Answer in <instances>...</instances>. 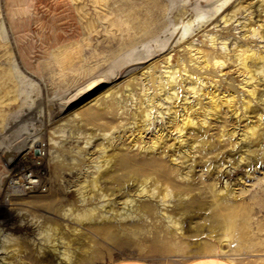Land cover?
Here are the masks:
<instances>
[{
	"label": "rangeland",
	"instance_id": "obj_1",
	"mask_svg": "<svg viewBox=\"0 0 264 264\" xmlns=\"http://www.w3.org/2000/svg\"><path fill=\"white\" fill-rule=\"evenodd\" d=\"M237 5L241 6L236 14L223 23L221 15L229 17ZM248 20L264 27L262 0H0V258L4 254L9 260L10 243L17 242L27 248L21 253V264H82L80 258L61 256L58 236L56 250L50 247L34 252L33 244L42 240L38 226L55 222L62 231L67 224L78 229L65 234L66 240L76 238L72 245L87 243L96 249L95 258L83 264H109L121 259L184 264L209 255L232 264H262L264 97L260 94L264 86L258 87L260 99L252 102L258 110L244 118L224 108L226 116L225 111L215 114L205 128H186L182 144L171 127L181 119L184 106H195L194 119H198L210 105L209 95L200 97L189 91L187 87L194 82L204 91L232 93L237 104L241 102L242 80L234 63L226 60L227 68L224 65L223 69L216 64L200 67V53L195 50L199 48L210 57L226 52L231 59L234 47L240 45L263 51V38L248 30ZM118 56L121 60L104 73V67ZM172 76L177 77L175 82ZM86 80H91L92 86L84 85ZM70 88L73 90L59 102L35 113L46 99ZM255 112L263 117L259 141L241 140L235 133L221 136L222 129L229 131L235 125L239 133L246 121L255 119ZM237 113L243 114L240 109ZM224 116L226 125L222 126ZM29 118L32 122L26 132L9 143ZM159 133L163 135L160 144L151 150L139 148ZM195 136L211 138V143L191 149L194 152L190 150L187 164L176 161V166L171 157L167 158L170 155H164L162 146L169 154H177L198 143ZM248 149H255V153L248 155ZM119 152L134 157L162 155L166 166L178 167L182 174L187 166L194 165L187 179L172 175L174 183L195 187L179 198L184 213L173 209L172 201L177 198L170 197L169 202L152 198L155 210L150 217H129L109 235L82 219L78 212L95 205L97 199L90 198L92 190L87 189L83 193L87 201L81 203L77 184L91 176L98 160L103 164L101 170L106 168L105 175L122 173L112 159L109 168L104 164ZM28 175L38 179L36 186L26 188ZM104 178L99 181L102 186ZM15 179L19 180L17 185L13 184ZM212 183L217 189L229 185L237 196L232 201L239 205V211L227 221L212 215V192L208 189ZM120 184V197L127 194L136 203L147 199L135 195L133 181L123 177ZM67 208L78 216H64ZM171 212L180 221L177 228L165 215Z\"/></svg>",
	"mask_w": 264,
	"mask_h": 264
},
{
	"label": "bare ground",
	"instance_id": "obj_2",
	"mask_svg": "<svg viewBox=\"0 0 264 264\" xmlns=\"http://www.w3.org/2000/svg\"><path fill=\"white\" fill-rule=\"evenodd\" d=\"M262 1L264 4V0H262ZM240 6L241 5H237L235 7V9L232 10V14L229 17H226V14L221 15L222 22L228 23L231 20V18L236 14L235 12L240 8ZM243 7H245V10L247 9L246 5H243L242 8ZM248 21H249L247 24V26L249 27L248 30H250V32L253 35H257L259 38H263V48H264V27H263V25L258 24L255 26V25H253V23L250 20H248ZM247 26H244V27L247 29ZM213 39H215V38L211 37L212 41H213ZM224 45L225 44L223 43V46ZM236 46H237V44H236ZM195 51L197 53H200V56L198 55L199 59H197V63H199L198 66L200 65V67L202 65V67L207 68L208 66H210V64H214V65L216 64V65L222 66L221 69H223V68H225L224 65L226 66V63H225L226 60H230V62L234 63L235 71L241 75L242 81H241L240 86L243 90V94H242V96L240 95L242 97L241 102H239V104H237V97H235V95H233L232 93H229V94L224 93V94L219 95L218 93H214L212 90L204 91V88L203 89L201 88L200 83L194 84L195 83L194 82L193 85L192 84L189 85L187 88L189 89V91L191 93H194L198 96H200V95L203 96L204 93L206 95H209L210 105L207 106L206 110H204L202 114H200L201 115V118L199 116L200 119L199 118L194 119V113H195L194 107L195 106L189 104L188 106L183 107V112H182V114H180L181 119L179 121H176L175 123H173V125L171 126L172 129H174L177 132L176 138H177V140H179V142H181V144H182V140H183L182 136L184 135V131L186 130V128L191 127V126H199L201 128H205L204 125L208 124V119L211 118L212 116H214L215 114L220 113V112L223 114V112L225 111L224 115L226 116L227 112L224 108H226L227 111L229 109L230 112H232L235 116H238L239 118L240 117L244 118V116L247 113H249L251 111H255L256 109H255V106L252 105V102L254 100L256 101L257 98H259L258 97V93H259L258 87L260 85L264 86V49H263V51L262 50H255L252 47H250V45H244V46L240 45L238 47H234L232 59H231V56L227 57L226 52L225 53L221 52V53L217 54V56L210 57L207 53L203 52V50H201L199 48H197ZM120 60H121L120 56L112 59V61H110L104 67L105 68L104 73H106L110 68H112V66L115 63H118ZM226 68H227V66H226ZM185 70H186V68H185ZM174 72H175V70H174ZM186 73H187V71H186ZM176 75H177V73H176ZM174 78H177V77L172 76L171 81H174ZM90 81L91 80H86V82H84V85H88L89 87L92 86V84H90ZM198 81H200V80H198ZM204 82H205V80H204ZM170 83L171 82L169 81L168 85ZM209 83H210V81H209ZM160 84H161V81H160ZM160 84H159V86H160ZM203 85H205V84L203 83ZM160 88H161V86H160ZM72 90H73V88H70L62 94H56V95L51 96L50 98L46 99V101L43 102L42 106L35 113L36 114L40 113L46 106H50L54 103L59 102L63 97H65L67 94H69ZM173 94L171 93V95H173ZM174 95L177 96L176 94H174ZM260 95H263V97H264V92H262ZM171 99H172V97H171ZM184 100H186V99H184ZM149 101H151V100H147L148 103H149ZM172 101H174V100L172 99ZM262 103H264V98L262 100ZM197 104H195V105H197ZM148 106L149 105H147V107ZM149 107H151V106H149ZM149 107H148V110H150ZM239 109L241 110V112H243L242 115H241V113H237V110H239ZM177 111H178L177 109L174 110V112H177ZM145 112H146L145 115L148 116L149 113H147V110ZM145 115H143V116H145ZM255 115L256 116H254L255 117L254 120H252V119L250 120L247 117L249 120L246 121L242 125V127H240L239 133H238V129H236L237 127L235 125L234 127L230 128V129L227 128V129H229V131H227V130L223 131L224 129H222L221 136L231 137L235 133V134L239 135L240 139L242 138V139H244L246 141L248 140L250 142L259 141V139L261 138V135H262V132L260 130L262 129L261 125H263V122H262L263 117L258 112H255ZM160 116L163 117L162 114H160ZM225 116H224V120L222 121V123L220 122L222 124V126L226 125V120H225L226 117ZM247 116H249V115H247ZM31 122H32L31 118L27 119L26 122H24L22 124V126L19 127L12 134L9 143L15 141L17 138L22 136L26 132V128L28 127L29 124H31ZM142 129L143 128H141V130L138 131L139 135L141 134ZM219 135H220V133H219ZM140 137L141 136H139V138ZM195 138H196L198 143H195L190 148H188L186 150L184 149L183 151H181L177 154H173V153L169 154L168 150H166L164 147L165 145L162 146V148H163L162 151L164 152L165 156L170 155L167 158L171 157V161H173V163L178 161V162H180V164H184V162L186 163V161L189 159L191 153L194 152L191 149L197 150L198 148H201L203 146H206V144L208 145L211 143V138L208 139L207 137H204L203 139H199V136H195ZM137 141L138 140H136L135 142H137ZM162 141H163V135L159 133V135L156 138H154L152 141H150V143L140 144L139 148H141V149L142 148H144V149L149 148L151 150L156 145L160 144ZM190 145H191V143H190ZM212 146H214V145H212ZM103 148L101 149L100 153L102 151H104ZM245 149H247V148H245ZM2 153H3V149L0 150V158H1ZM246 153L248 155L253 154V153H255V149H248ZM200 155H201V153H200ZM100 156L101 155H98L97 158L99 159ZM242 157H244V156H241V158ZM111 159L114 161V163L116 162V164H117L118 168L115 167L116 170H122V173L114 174V172L111 171L112 173H108L107 175H105L106 168L101 170V167H103L102 166L103 164H100L99 163L100 160H98V161H96V163L94 165L95 170H93L94 172L91 174V176L89 178L84 179L82 182L77 184V186H78L77 189L81 193L80 194L81 203L85 200V194H83V193L85 191H87V189L92 190V194H90V198L97 199L95 205L87 206V207L84 206L81 209V212H78V215L82 219H86L90 222L91 227H93L94 230L101 231L102 233L109 235L110 233H113L117 227H119L118 223H121L123 220H126L129 217H133V218L138 217L139 218L143 215L150 217L151 214H153L154 210H155L153 203L150 202L152 198H158V200H160L161 202H165V201L169 202L170 200L168 201V199L170 197L177 198L176 201L174 199L172 201L173 202V209H176V211L183 210L181 213L182 214L184 213L183 203L181 200H179V198H181L180 196H186L189 193H191L195 187L189 186L188 184L184 185V184H180V183H174L172 181L173 180L172 175H176L179 178L181 177V178L187 179L186 177H187L188 173L190 171H192L191 170L192 165H189V166L184 165L185 167L186 166L189 167V169L184 171V173L182 174L180 172V168L175 167L174 165L173 166L175 168H170V167L166 166L164 164V157H162V155H160V156L155 155V156H151V157H145V156L134 157L133 155L131 156V155H128L127 153L119 152L118 155H113V156L105 159L104 164L108 168L110 166V162H108V161H110ZM194 160H196V159H194ZM177 164L178 163L176 162V166H178ZM189 164H190V162H189ZM113 170L115 171V169H113ZM205 172H206V170H205ZM105 176H106V179L104 178L105 182L102 186L99 181H100V178L105 177ZM121 177H122V179H123V177H125L128 180L133 181L136 184V188H135V195L136 196H146L147 199H145L143 201H139L138 203H136L135 199L132 196H128L127 194H124L123 196L121 195L122 197H120L119 195L123 193V192H121V187H120V185H121L120 183L122 181ZM34 181L38 182V179L28 175L26 184L28 183L29 185H27L26 188L34 187V184H32V185L30 184V183H33ZM18 182H19V180L15 179L13 181V184H16ZM11 187L14 191H17L14 185ZM200 189H201V187H200ZM208 189H209V191L212 192V194H211V198H212L211 200L212 201L210 204L212 206L211 208H212V215L213 216L223 217L224 220L227 221L228 220L227 217L233 216L234 214H236L239 211V205H237V203L232 201V198H236L237 196H236V194H233L230 191L229 185L226 184L223 189L222 188L217 189L215 184L212 183V184H208ZM90 190H88V191H90ZM198 191H199V189H198ZM117 192H119L120 194L118 195ZM231 193H232V196H230ZM87 196H86V198H88ZM110 196H112V197H110ZM117 197H118V200L116 199ZM121 198H122V200L119 201ZM49 201L51 202V200H49ZM85 201H87V200H85ZM118 204H120V206H118ZM102 207H107V210L104 211V208H103V211H102ZM67 210L69 211L70 209L67 208V209L63 210L64 211L63 215L67 214V216L68 215L78 216L77 214H74V212L73 213L68 212ZM168 210H170V209H168ZM165 215L168 218L169 223L174 228H177L180 221L177 218H173L172 212L171 213H165ZM54 216H56V215L54 214ZM112 219L114 221H116V223H112V221H111ZM164 219H165V217H164ZM71 220H72V218H71ZM75 220H77V219L75 218ZM97 221L99 223H95ZM91 222H93V223H91ZM43 223H41L40 226H38V228L40 229V230H38L40 235L42 233V237H41L42 240L41 241L38 240L39 242H37L36 244L31 243L35 246L34 252H36V254L39 252H42L46 248H50V247L52 248V251L56 250L55 236H58L60 238V242H61L62 247H63V249L61 251V256L63 258L69 259L70 257H74V258L76 257V258H80L81 261H83V263L88 262L90 260H93L95 258L96 249H92L91 247H89V244L85 243V244H78L77 246H74L72 244L75 243L76 238H74V239L71 238L68 240H66L64 238L65 234H67L68 230H71L72 233H73V231L74 232L78 231V229L76 227L71 228V226L67 224L65 226V231H66L65 232V231H62L61 227L58 226L57 224H55V222H53V223L43 222ZM89 228H90V226H89ZM3 240H5V239H3ZM3 242H5V241H3ZM5 243H9V242H7V240H6ZM10 244L13 246L9 252V255H8L9 260H7L5 255L3 254L4 257L2 256L0 258V264H21L23 262L22 261L23 257L21 255V253H24L23 251L26 250L27 248L24 247L23 243L14 242V244L13 243H10ZM28 245H29V243H28ZM83 248L87 249V250H84L83 253H80L79 250L83 249ZM81 255L83 257H79Z\"/></svg>",
	"mask_w": 264,
	"mask_h": 264
},
{
	"label": "crops",
	"instance_id": "obj_3",
	"mask_svg": "<svg viewBox=\"0 0 264 264\" xmlns=\"http://www.w3.org/2000/svg\"><path fill=\"white\" fill-rule=\"evenodd\" d=\"M109 264H152V263L139 259H121V260L113 261ZM184 264H232V263L218 256L209 255V256L195 257L193 259H190ZM262 264H264V262Z\"/></svg>",
	"mask_w": 264,
	"mask_h": 264
},
{
	"label": "built area",
	"instance_id": "obj_4",
	"mask_svg": "<svg viewBox=\"0 0 264 264\" xmlns=\"http://www.w3.org/2000/svg\"><path fill=\"white\" fill-rule=\"evenodd\" d=\"M18 183H16V185H17ZM30 184H34V186H36L37 184H38V182L37 181H34L33 183H30Z\"/></svg>",
	"mask_w": 264,
	"mask_h": 264
}]
</instances>
